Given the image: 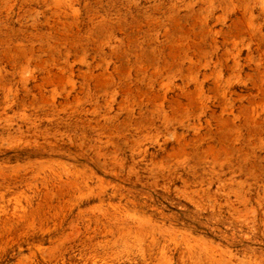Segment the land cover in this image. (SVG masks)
Wrapping results in <instances>:
<instances>
[{
  "label": "rangeland",
  "instance_id": "rangeland-1",
  "mask_svg": "<svg viewBox=\"0 0 264 264\" xmlns=\"http://www.w3.org/2000/svg\"><path fill=\"white\" fill-rule=\"evenodd\" d=\"M0 264H264V0H0Z\"/></svg>",
  "mask_w": 264,
  "mask_h": 264
}]
</instances>
